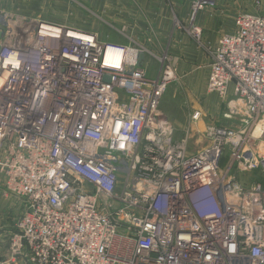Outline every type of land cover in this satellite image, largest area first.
I'll return each instance as SVG.
<instances>
[{"label":"built area","instance_id":"1","mask_svg":"<svg viewBox=\"0 0 264 264\" xmlns=\"http://www.w3.org/2000/svg\"><path fill=\"white\" fill-rule=\"evenodd\" d=\"M188 1L193 17L214 0ZM233 21L207 89L239 126L205 125L192 152L159 111L170 66L150 76L131 44L0 14L1 191L22 208L1 264H264V183L237 178L264 175V15Z\"/></svg>","mask_w":264,"mask_h":264},{"label":"rangeland","instance_id":"2","mask_svg":"<svg viewBox=\"0 0 264 264\" xmlns=\"http://www.w3.org/2000/svg\"><path fill=\"white\" fill-rule=\"evenodd\" d=\"M161 1L168 7L171 15L173 25L170 32H179L181 38L185 39L184 36H186L197 48L203 49L205 47L204 44H206L203 31L201 30L199 40L189 32L187 33L189 24L181 22L180 16L178 17L175 14L176 12L173 8L175 0H172V2ZM216 1L214 0L212 2L213 5L208 6V8H216ZM141 2V0H90L88 2L83 0H62L61 4H56L57 10L54 9L53 13H49L50 10H53V7L47 8L45 12L43 11V13H46L44 15L46 17H41L43 19L53 17L54 19L52 20L70 27L97 32L102 39L107 38L113 42L117 41L135 46L139 51L138 60H142V65L152 76L158 70L159 60L170 66L174 73V78L160 101L159 111L173 124L175 136L184 137L188 133V150L194 152L206 143L202 135L204 128L202 117L206 121L205 124L213 123L233 128L239 126L236 117L226 118L224 116V113L228 111L226 104L232 96L222 99L216 93H212L207 89V72L204 73L197 66L192 68L190 66L191 63L184 56L187 45L185 46L183 43L175 45L171 38L166 41L160 34L158 35L155 31H152L148 26L149 19L145 14V6ZM232 5L239 6L240 10H242L239 12H247L245 8L247 6L252 7L251 11L254 10L252 13L262 15L261 12L264 11V0H227L226 6L222 7V10H230ZM22 6H25V8L17 11L20 13L18 16L24 15L26 17L27 15L33 16V14L38 16L39 12L42 11L39 7H31L30 11L26 5ZM148 6L152 7V4ZM132 9L135 13L144 17L143 26L140 25L139 27L135 21H131ZM0 14L4 13L0 11ZM236 14H230L231 24H234L233 20ZM225 15L227 14L225 13ZM166 35L173 37L171 34ZM197 110L201 112L202 116L197 123H191L189 116ZM227 155L228 151H226ZM226 156L224 157L225 159L227 158ZM221 163V166L224 167L225 162L222 160ZM259 173L260 171L236 174L239 179L249 178L247 185H251L258 181L264 182L263 174L261 175L262 179L255 178V174Z\"/></svg>","mask_w":264,"mask_h":264},{"label":"crops","instance_id":"3","mask_svg":"<svg viewBox=\"0 0 264 264\" xmlns=\"http://www.w3.org/2000/svg\"><path fill=\"white\" fill-rule=\"evenodd\" d=\"M64 1V0H63ZM71 1V0H69ZM84 2H88L90 0H83ZM142 4L145 6V14L147 15V18L149 19L148 26L152 29V31H155L158 35L160 34L163 39H166L168 41L170 38L173 41V44L175 45H187L185 48L184 56L191 63L190 66L192 68L194 66H197L199 70H203L204 73L209 72V63H210V55L207 50L209 47H213L216 43V40L218 36L222 33H228L232 32L234 30V24H231V17L230 14H236L239 13L240 7L232 5L230 10H222V7L226 6L227 0H217L216 1V8H204L198 12L195 13V15L191 16V7L188 0H175L174 1V11L175 14L179 17L181 22H186L185 24H193L195 26H198L203 31V36L205 37V47L203 49L197 48L193 42L190 41V39L186 36H184L185 39L181 38L179 32H170L172 30V21H171V15L168 11V7L165 6L161 0H141ZM62 0H0V11H2L7 16H18L20 15L19 11L20 9L25 8L26 5L27 8L31 11V7H39L42 11H40L38 14L39 17L46 15L45 12L47 8L53 7V10H50L49 13H53L54 9L57 10L56 4H61ZM35 4V5H32ZM51 4V5H49ZM149 4H152V7L148 6ZM146 6H148L146 8ZM247 12H253L251 6L245 7ZM262 8V7H261ZM244 11V10H243ZM261 11V10H260ZM184 12V13H182ZM225 13L227 15H225ZM262 15H264V11L261 12ZM15 14V15H14ZM22 15V14H21ZM56 15V14H55ZM130 19L131 21H135L136 25L140 27L144 25V17L138 15V13H135L132 9ZM183 15V16H182ZM38 16L27 15L26 17L29 18H39ZM19 17H25L24 15ZM40 19H43L42 17ZM46 19V20H45ZM53 17L44 18L43 20L51 23H59ZM190 23H189V22ZM66 25V24H65ZM1 27V25H0ZM179 30V28L177 27ZM1 30V29H0ZM181 31V30H180ZM173 33V34H172ZM188 33V32H187ZM98 34V33H97ZM166 34L173 35L168 37ZM182 34V33H181ZM183 35V34H182ZM1 36V31H0ZM167 36V38H165ZM185 40V41H184ZM184 41V42H183ZM117 42V41H115ZM122 43V42H120ZM175 47V46H174ZM149 61V60H148ZM150 76H152L149 73ZM231 90V87H229ZM229 90V92H230ZM204 117H202V122L205 125L206 121L203 120ZM198 122V121H197ZM196 122V123H197ZM262 123L264 121L262 120ZM204 129V128H203ZM176 140H179L181 137L175 136ZM190 151V150H189ZM255 178H261V174H255ZM248 179L244 177L243 179H240L244 183H248ZM0 264L3 260L6 259V253H7V245H8V238L9 234L12 232L14 228V222L16 218L20 215L22 208L15 199L10 197H4L2 195V178L0 175ZM263 182V181H262ZM264 183V182H263ZM18 264V263H17Z\"/></svg>","mask_w":264,"mask_h":264},{"label":"bare ground","instance_id":"4","mask_svg":"<svg viewBox=\"0 0 264 264\" xmlns=\"http://www.w3.org/2000/svg\"><path fill=\"white\" fill-rule=\"evenodd\" d=\"M97 36H98V37L100 38V40H101L100 35L97 34ZM99 38H98V39H99ZM106 58H107V60H108V59H117V58H119V55H118V53H115V52H113V51L108 50ZM161 61H162V60H161ZM263 128H264V123H262V121H261V122L258 124V126H257V128H256V130H255L254 135H258V134L260 133V131L263 130ZM199 145H200V144H199ZM194 147H195V146H194Z\"/></svg>","mask_w":264,"mask_h":264}]
</instances>
